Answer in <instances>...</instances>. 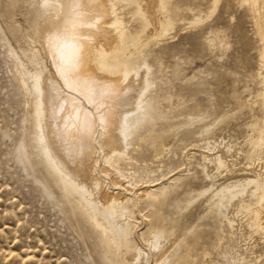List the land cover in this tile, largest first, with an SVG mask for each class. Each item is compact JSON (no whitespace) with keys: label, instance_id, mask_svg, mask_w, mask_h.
Wrapping results in <instances>:
<instances>
[{"label":"rangeland","instance_id":"obj_1","mask_svg":"<svg viewBox=\"0 0 264 264\" xmlns=\"http://www.w3.org/2000/svg\"><path fill=\"white\" fill-rule=\"evenodd\" d=\"M212 1L166 0V13L163 15L167 16L168 23L165 21L163 28L167 35L152 38L149 42L152 46L146 45L136 55L140 60H137L138 67L147 65L156 81L151 95L157 96L161 120L155 127V150H167L163 154L164 162L155 161L149 165V171L145 170L147 176L154 177L151 181L144 178L141 187L154 189L156 185H165L171 199L178 197V201L185 198L188 201V209L181 213L180 218L174 214L170 204L163 209V227L168 231H165L168 239L163 246L165 249L162 248L164 251L158 252V248H150V242L153 233L162 226L152 220L150 215L155 211L150 206L146 208L148 198L139 199L132 192L116 189L110 179L102 176L109 191L123 193L121 206L129 207L126 215L119 214L121 217L115 220L118 226L125 220L129 222L128 246L123 251L114 250L100 242L90 223L85 221V224L81 217L78 218L80 215L74 209L78 198L63 194L61 189L58 190L60 186H55L60 185L57 179L44 171L42 156L34 154L35 150L26 137L32 121L31 99L22 93L18 84L21 77L27 79L32 74L30 67L21 65L23 53L37 51L40 61L54 76L56 74L41 41L46 28L42 23L50 15L39 4L41 0H0V264H163L171 252L175 263L180 264H193L192 261H196L195 264H212L224 257L237 260L239 256H244L251 264L264 261V232L258 231L251 214L239 212L236 203L228 206L226 213L233 222L232 230L209 214L213 194L223 185L241 181L245 176L253 178L257 172L264 177V109L261 105L264 83L259 76L264 75V66L258 55L259 29L254 22L255 13L248 1L219 0L216 10ZM175 2L179 4L178 8ZM179 9H183V13ZM122 17L127 19L125 23L129 30L139 27V17ZM145 28L148 32L153 29L151 25ZM216 32L220 36V45L209 50L202 45L203 41ZM118 60H123L121 55ZM59 86L58 105L64 109L61 114H65L75 96L60 80ZM78 100L84 105L83 110H92L81 99ZM259 137H262V142H257ZM250 139L254 142L250 143ZM146 154V160H151L152 151ZM203 154L209 158L221 154L225 164L217 170L214 162L203 161ZM203 163L207 165V172L216 176L214 184L201 174ZM34 166L41 170L34 169ZM99 168L101 170V166ZM248 171L252 172L251 175ZM205 190L208 193H204ZM73 201H76V206L72 205ZM253 205L248 202L247 208L251 209ZM188 251H191L189 258ZM206 252L210 255L205 256Z\"/></svg>","mask_w":264,"mask_h":264},{"label":"bare ground","instance_id":"obj_2","mask_svg":"<svg viewBox=\"0 0 264 264\" xmlns=\"http://www.w3.org/2000/svg\"><path fill=\"white\" fill-rule=\"evenodd\" d=\"M41 1L42 2H39V4L41 3V7L50 15L47 21L42 23V26L46 25L43 35L41 36V41L43 42L42 48L43 51L48 54L56 74L54 76L51 70L47 68L46 64L40 61L37 51L21 53V65L23 68L30 67V70H32V74H30L31 71H28L30 76L27 79L21 77V79H19L20 83L18 84L20 85L22 93L31 99V106L29 105L31 108H29L32 113V121L29 120L31 126L28 123L30 129L27 128L29 132L26 136L29 139V144L35 150L34 154L36 156H42L44 171L53 175L59 182L60 185H55L56 181L54 182L55 186H60L58 190L61 189L63 194L70 195L69 198H71V196H75V199L76 197L78 198V204L75 203L77 206L74 204L76 200L72 202V205L76 207L71 208L76 209V212L80 215L78 218L81 217L84 223L85 221L90 223L91 228L99 237L100 242L107 248L113 247L115 248L114 250L123 251V249L128 246L129 242L127 236L129 233V222L126 223L125 220L123 224L118 226L115 220L118 216H122V214L126 215L129 211V207L121 206L123 202L121 201L123 193L121 191H109L110 189L108 190L106 187L105 180L102 179V176L105 177L106 180L110 179L116 189L132 192L139 199L148 198V206L146 208L149 206L153 208L155 212L150 216H152V220H155L158 226H162L153 233L150 248H158V252H162L164 251L162 248L168 239L165 232L167 230L163 227L165 222L162 218L163 209H167L170 204L172 211H175L174 214H176L177 218H180L181 213L188 209V201H186V198L185 200L178 201V197L177 199H171L166 191L167 187L165 185H156L154 189H144L142 188L143 186L141 187L144 178L151 181L150 179L154 177L152 174V176H147L145 170L151 166V163L161 161L165 156L163 154L166 153L167 150L163 149L160 150V152L155 150L157 147V140L154 137V133H156L155 127L158 121L161 120L160 105H158L157 96L154 97V95H151L156 81L154 82V76L149 72L147 65L138 67L137 60L139 59H137L136 55L138 51L146 45L149 44L150 48V40L152 38H161L167 35L166 30L163 28L167 18V16L165 17L163 15L164 12L166 13V0ZM218 1L219 0L212 1L215 10ZM243 1H248L251 5L250 8H252L255 13L254 22L259 29L257 30L260 45L258 55L260 62L263 64L261 65L264 66V0ZM174 5H176L177 8L179 6L176 2ZM176 7H174V9ZM182 10L181 12L183 13ZM125 15L139 17L141 21L140 24L138 22L139 27L129 30L125 23L127 19L124 20L125 17H122ZM195 21H197V19ZM191 22L189 23L190 25ZM250 22L252 23V21ZM166 23L168 22L166 21ZM148 25L153 27L149 32L145 28ZM175 27L178 26L176 25ZM219 37L218 32L212 33L209 37L204 39L202 45L212 50L217 45H220ZM157 50L155 52H157ZM119 55L122 56V61L118 60ZM161 59V61H163V57ZM22 66L20 68H22ZM259 76L264 83V75L260 74ZM59 80L63 82L65 88L69 89L76 98L72 99V106L65 114H61V111L63 110L64 112V109L61 110V107L58 105L61 93ZM263 95L264 94H262V96ZM77 98L81 99L87 106L91 107L92 110H83L84 105L82 106V103L79 104L80 101H77ZM261 105L264 109V97L261 100ZM160 125L158 124V126ZM165 126L166 124H164V127ZM158 129L160 130V128ZM256 131L255 129V132ZM262 137H259L257 142H260ZM158 141H160V139ZM253 142L254 141L250 139V143ZM263 145L262 147H264ZM207 150L209 151V148ZM149 151H152L153 155L151 156V160H146L145 157L149 154H146V152ZM150 154L148 156H150ZM30 155L32 157V152ZM203 155H201L203 161L206 163L214 162L217 166V170L223 167L224 162L221 154H215L211 158ZM164 161L162 160L161 162ZM40 162L41 161H39V163ZM36 166L32 168L37 169L38 167ZM100 166L101 170H99ZM151 168L153 169V167ZM34 169L32 170L34 171ZM162 169H160V171H162ZM164 170L167 171L165 168ZM200 172L204 175L205 179L214 184L216 176L207 172V165L203 163ZM248 172L244 174L248 175ZM152 173L154 174L155 172ZM251 173L252 172H250V175ZM166 174L167 172L164 175ZM253 176V178H247L245 176L241 181L236 180L237 182H229V185L225 183L227 185H223L224 187L222 189L216 192L214 191V201L212 204L210 202L209 214H213L215 218L219 219L222 224H226L231 230L233 228V222L228 218L226 209L228 206L236 203L238 211H245L251 214L258 231L260 229L264 232V177L258 174V172ZM151 184L153 183H150V185ZM208 191L205 190L204 193H208ZM248 202L254 204L252 206L253 208L250 209L249 206V208H247ZM68 203H70V201ZM133 203L131 206L134 205ZM145 219H147V217ZM214 220L216 221V219ZM149 223L151 222L149 221ZM196 239L198 240V237L195 238V240ZM192 245L193 247L195 246L194 244ZM187 247H189V245ZM163 249H165V247ZM190 252L188 253V258ZM181 254L182 253H180L179 256H181ZM207 255L209 256L210 253L206 252L205 256ZM173 256L174 253L171 252L169 256L164 258L163 264H180L179 262L175 263ZM243 257L244 256H239L237 260L224 257L223 260L221 259L222 261L211 263L251 264ZM141 261L143 260L141 259ZM192 262L193 264L196 263V261L195 263L194 261ZM138 264H140V262ZM261 264H264V261Z\"/></svg>","mask_w":264,"mask_h":264}]
</instances>
